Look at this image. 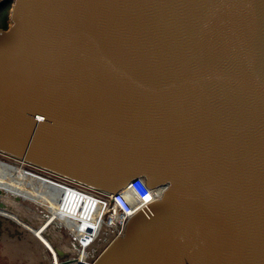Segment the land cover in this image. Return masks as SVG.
Instances as JSON below:
<instances>
[{
  "label": "water",
  "instance_id": "1",
  "mask_svg": "<svg viewBox=\"0 0 264 264\" xmlns=\"http://www.w3.org/2000/svg\"><path fill=\"white\" fill-rule=\"evenodd\" d=\"M5 1L0 152L166 187L92 264H264V0Z\"/></svg>",
  "mask_w": 264,
  "mask_h": 264
},
{
  "label": "bare ground",
  "instance_id": "2",
  "mask_svg": "<svg viewBox=\"0 0 264 264\" xmlns=\"http://www.w3.org/2000/svg\"><path fill=\"white\" fill-rule=\"evenodd\" d=\"M0 190L8 205L0 209V218L26 230V237L38 246L31 250L35 259L42 255L46 264H64L63 258L71 253L78 261L92 263L115 237V227L104 218L108 202L102 194L1 152ZM34 219L40 224L33 225ZM60 228L65 236L59 242L50 232ZM69 239L73 244L67 246Z\"/></svg>",
  "mask_w": 264,
  "mask_h": 264
},
{
  "label": "built area",
  "instance_id": "3",
  "mask_svg": "<svg viewBox=\"0 0 264 264\" xmlns=\"http://www.w3.org/2000/svg\"><path fill=\"white\" fill-rule=\"evenodd\" d=\"M165 189L166 187L161 185L157 189L151 190L144 184V179L136 178L135 180L130 182L125 188L117 191L113 195H105L104 199H106L108 202L107 210L105 213L107 220L105 221L110 222L111 225L115 227V237L112 239V241L124 229L125 225L127 224L134 211H136L144 203H147L149 201H156L160 196V192L165 191ZM111 242L107 245V247L111 244ZM73 255L74 254L71 253V256ZM71 256L63 258L64 264L88 263L78 261L76 256ZM45 262L47 263L48 261L45 260Z\"/></svg>",
  "mask_w": 264,
  "mask_h": 264
},
{
  "label": "rangeland",
  "instance_id": "4",
  "mask_svg": "<svg viewBox=\"0 0 264 264\" xmlns=\"http://www.w3.org/2000/svg\"><path fill=\"white\" fill-rule=\"evenodd\" d=\"M44 208H45L44 212L47 214L48 209L46 207ZM26 218L32 219L28 215H26ZM105 220H107L106 214H105ZM34 221L38 222L37 225L40 224V220L38 221L34 219L31 222L33 225L35 223ZM0 222H1L0 223V264H46V262L43 261V256L41 254H39L41 255L39 256V259H35L37 254L35 251H31V250L37 249L38 246L36 247V243L33 244L34 241L32 240L31 237L29 239L26 237L29 236L26 230L20 228V226L15 221L5 220L0 218ZM56 232L51 231L50 233L53 234L55 238H58L59 242L62 241V238L65 236L64 231L60 228L58 229V231L56 230ZM6 235L7 237H5ZM22 241L24 242L22 243ZM71 243L73 244L72 239H69L67 246L72 245ZM20 246H22L23 248ZM31 257H34L33 262L31 261Z\"/></svg>",
  "mask_w": 264,
  "mask_h": 264
},
{
  "label": "trees",
  "instance_id": "5",
  "mask_svg": "<svg viewBox=\"0 0 264 264\" xmlns=\"http://www.w3.org/2000/svg\"><path fill=\"white\" fill-rule=\"evenodd\" d=\"M10 9L11 1H5L0 4V28L8 27Z\"/></svg>",
  "mask_w": 264,
  "mask_h": 264
},
{
  "label": "flooded vegetation",
  "instance_id": "6",
  "mask_svg": "<svg viewBox=\"0 0 264 264\" xmlns=\"http://www.w3.org/2000/svg\"><path fill=\"white\" fill-rule=\"evenodd\" d=\"M8 25H9V21H8Z\"/></svg>",
  "mask_w": 264,
  "mask_h": 264
}]
</instances>
